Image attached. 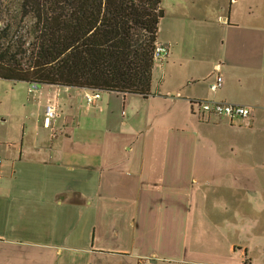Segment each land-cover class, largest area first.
Here are the masks:
<instances>
[{
    "label": "crops",
    "instance_id": "1",
    "mask_svg": "<svg viewBox=\"0 0 264 264\" xmlns=\"http://www.w3.org/2000/svg\"><path fill=\"white\" fill-rule=\"evenodd\" d=\"M214 8L217 23L175 8L162 35L164 9L148 97L101 92L84 110L86 90L20 97L29 83L0 78V264H264V0ZM192 99L251 119L201 121Z\"/></svg>",
    "mask_w": 264,
    "mask_h": 264
},
{
    "label": "trees",
    "instance_id": "2",
    "mask_svg": "<svg viewBox=\"0 0 264 264\" xmlns=\"http://www.w3.org/2000/svg\"><path fill=\"white\" fill-rule=\"evenodd\" d=\"M162 0H0V78L151 95Z\"/></svg>",
    "mask_w": 264,
    "mask_h": 264
},
{
    "label": "built area",
    "instance_id": "3",
    "mask_svg": "<svg viewBox=\"0 0 264 264\" xmlns=\"http://www.w3.org/2000/svg\"><path fill=\"white\" fill-rule=\"evenodd\" d=\"M169 53V47L162 43H156L154 56L155 60L161 65ZM219 69V66H216ZM223 85V76L217 74L214 81L210 85L211 91H217ZM37 83H29V91H36L39 89ZM101 98V92L96 90H86L85 99L89 105L96 103ZM193 108V114L197 115L201 121H210L213 117H224L231 123L244 122L249 123L251 119L252 107L244 104H235L225 101H215L210 99H192L190 101ZM61 107L59 101V94L50 99L45 106L44 125L52 130L55 135L54 122L61 115ZM1 143V139H0ZM2 159L0 158V163ZM245 264V262L243 263Z\"/></svg>",
    "mask_w": 264,
    "mask_h": 264
},
{
    "label": "rangeland",
    "instance_id": "4",
    "mask_svg": "<svg viewBox=\"0 0 264 264\" xmlns=\"http://www.w3.org/2000/svg\"><path fill=\"white\" fill-rule=\"evenodd\" d=\"M217 1L218 0H197V3H194L193 0H162V5L167 13V16H165L164 20L162 21L161 23V29H160V33L162 35H165L168 33L170 27L172 26V23H174V19H173V14H174V11H175V8L179 9V10H184L186 12H191V11H194V10H197V9H202V10H210L211 11V16H212V20L214 23H217L218 20L220 19V16H218V14H216L215 12V8H214V5H217ZM199 4H202V5H199ZM219 18V19H218ZM222 19H224V17L222 16ZM10 85V84H9ZM20 85L17 86L16 89H19L22 93H20V97L23 96L25 92V87L29 88V84H26V83H20L18 84ZM41 88V86L39 87ZM54 88H59V90H61V93H72L73 95H79L78 93H76L75 90H78L81 92H83V90L85 89H82V88H65V87H54ZM49 89H52V86L49 87ZM103 95H108V93H111V92H102ZM83 94V93H82ZM82 94H80V96H82ZM87 102L86 101H83V108L84 110L87 109ZM61 107V105H60ZM92 111L96 112V111H99L100 109H95L94 107H90ZM89 108V109H90ZM122 109V107L120 108V110ZM62 111V109H60ZM4 112V111H3ZM4 116L2 115L1 118H3ZM118 123H120L121 121V114H120V117H118L117 119ZM246 264V262H245Z\"/></svg>",
    "mask_w": 264,
    "mask_h": 264
},
{
    "label": "bare ground",
    "instance_id": "5",
    "mask_svg": "<svg viewBox=\"0 0 264 264\" xmlns=\"http://www.w3.org/2000/svg\"><path fill=\"white\" fill-rule=\"evenodd\" d=\"M154 57H155V56H154ZM216 66H219V69L217 70L216 67H215L216 72H218V73H216L215 77L217 76V74H220V73H219V71H220V65L218 64V65H216ZM212 82H213V81H212ZM212 82H211V83H212ZM211 83H210V85H211Z\"/></svg>",
    "mask_w": 264,
    "mask_h": 264
}]
</instances>
